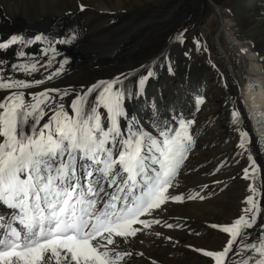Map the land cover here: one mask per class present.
Here are the masks:
<instances>
[{
	"label": "bare ground",
	"instance_id": "1",
	"mask_svg": "<svg viewBox=\"0 0 264 264\" xmlns=\"http://www.w3.org/2000/svg\"><path fill=\"white\" fill-rule=\"evenodd\" d=\"M62 1L67 2L68 7H59L58 0H0V40L17 34L23 36L25 41H33L31 44L18 43L0 50V60L6 62L0 65L4 69L0 77L27 82L42 81L40 84H31L27 89H20L25 93L26 104L34 102L32 94L42 93L45 89L68 92L67 95L50 92L54 100L42 105L46 115L41 119V125L51 115L52 103L63 104L64 110L71 114L70 106L76 95L82 94L98 81H111L120 77L122 83L115 87L135 92L140 76L146 75L149 67L154 75L146 81L139 97L125 102L127 117L121 119V127L126 128L127 121L135 117L145 130L154 132L150 119L154 113L161 121H168L170 126H174L173 118L176 124L181 118L194 120L190 127L194 143L174 181L176 188L170 189L172 195L183 193L185 199L169 201L154 216L148 217L149 220L158 219L161 223L151 224L146 229L139 226L142 231L135 237H129L127 241L118 240L119 250L131 253L125 257V264H206L203 256L186 249L187 243L216 246L223 241L219 247L226 243V236L220 240L218 233L210 230L203 221L205 215L215 213L213 209L223 204L224 199L231 198L233 203L239 205L242 195L246 190L249 191L238 186V174L242 171L234 173L231 167L233 163L241 162L233 147V142L241 139L237 126L232 124L234 109L240 112L242 118L238 127L248 132L250 138V142L242 149L246 158L242 160L247 165L252 162L257 172L256 176L255 172L252 179L245 181V185L252 184L258 190L255 199L261 212L257 214L258 223L250 230L251 239H255L261 230L259 224H264V142L259 139L264 136V48L261 46L264 40V0H245L244 3L250 4L246 9V18L241 15L243 12L231 11L232 4L228 0H224V3L218 0H197L198 4L190 10L191 16L204 22L197 28V51L175 39L177 33H183V42L188 40L186 33L178 27L183 20L180 14L174 16V20L168 19L169 16H161L158 20V16L146 14V7L120 11L117 8L119 5L115 8L108 6L105 0H83L81 5H86L87 9L79 12L75 8L80 4L75 6L73 3L71 7V1L74 0ZM111 1L119 3L120 0ZM152 2H155L156 8L148 10L156 13L165 5L166 0H150L147 7L152 6ZM204 6L208 8L205 16L204 9L201 10ZM234 9L240 11L237 6ZM108 13H113V22L106 19L110 15ZM89 14H98L103 20L97 24L83 20L73 22L74 27H69V31L74 28L77 33L74 34L75 38L67 43L61 42L68 40L66 37L70 33L65 31L64 23L72 16ZM248 18L255 20L254 33L244 29L243 21ZM166 20L172 23L168 27L171 38L155 53L152 49L157 40L141 37L150 24L158 25ZM85 24L90 30L82 35L75 29V25L82 29ZM38 34L46 39L36 41L34 37ZM261 35L263 37L255 38ZM242 48L246 51L241 52ZM17 51H23L25 56L18 57ZM146 53L149 54L143 57ZM72 56L73 62L68 63V58ZM165 56L167 59H164ZM13 63L35 64V70H13ZM9 95L8 90L0 89V102ZM95 96L96 93L90 94L88 100L95 101ZM197 97L203 98L199 105L196 104ZM226 115H230V119ZM25 130L29 131L30 125ZM233 151L235 158L231 164ZM217 154L218 159L215 158ZM249 155L252 161L248 162ZM222 159L226 162L221 164L217 172L232 173L231 177L234 178L229 185L227 181L219 185L213 177L203 176L206 171L210 173L215 162L220 163ZM207 166H210L208 170ZM185 177L188 182L193 179L192 182L179 186ZM197 193L204 198H186ZM13 214L6 205L0 204V216L8 218L5 225L11 222ZM165 224L173 227L168 228ZM13 226L19 227L18 222ZM251 239L247 242H251ZM237 244L242 247L239 240ZM251 254L246 252L240 255L230 251L225 258L226 264H238ZM212 262L210 260L209 264Z\"/></svg>",
	"mask_w": 264,
	"mask_h": 264
},
{
	"label": "snow or ice",
	"instance_id": "2",
	"mask_svg": "<svg viewBox=\"0 0 264 264\" xmlns=\"http://www.w3.org/2000/svg\"><path fill=\"white\" fill-rule=\"evenodd\" d=\"M34 39L46 37L38 34ZM175 39L183 43V33ZM32 42L13 34L0 40V50ZM16 55L25 53L17 51ZM5 63L0 60V65ZM11 67L35 70V64L13 63ZM153 75L149 67L135 92L115 87L122 83L120 77L98 81L76 95L71 114L63 104L52 103L51 115L42 125L46 115L42 105L54 100L50 92L67 95V90L45 89L32 94L34 102L26 104L20 89L42 81L0 77V89L10 92L0 102V202L14 213L6 225L8 218L0 216V264H125L131 253L120 251L118 240L135 237L142 231L139 226L146 229L161 223L148 217L169 201L185 199L183 193L172 195L170 189L194 143L190 132L194 120L181 118L176 124L173 118L174 126H170L154 113L150 118L154 132L145 130L135 117L126 128L121 127V119L127 117L125 102L139 97ZM92 93H96L95 101L88 100ZM202 102L197 97L196 104ZM232 122L241 138L238 147L245 148L250 138L238 127L242 123L238 110H233ZM259 139L264 142V136ZM248 158L252 161L251 155ZM252 171L255 174L256 168ZM244 174L247 178L248 169ZM249 190L240 216L228 224L212 225L227 235L222 250L195 249L215 264H226L230 251L252 253L238 264H264V224L259 225L255 239L250 231L261 212L255 199L257 189L249 184ZM186 198L204 197L197 193ZM17 222L19 227L13 226Z\"/></svg>",
	"mask_w": 264,
	"mask_h": 264
},
{
	"label": "rangeland",
	"instance_id": "3",
	"mask_svg": "<svg viewBox=\"0 0 264 264\" xmlns=\"http://www.w3.org/2000/svg\"><path fill=\"white\" fill-rule=\"evenodd\" d=\"M82 1L83 0H74V2L71 1V7H72L73 3H75V6H77L78 4L81 5ZM149 1L150 0H120L119 3H116L115 1L113 3V1H111V0H105V2H108V6H114V8H115V6L119 5V6H117V8L120 11H124V10L127 11V10H130V9L133 10V9H136L137 7H141V8H145L146 7V9H145V10H147L146 14H154V15L158 16V20H159V18L161 16H169L168 19H173V17L176 16L177 14L182 15L183 16V20H182V23L179 22L178 27L180 29L179 28L178 29L181 32H184V34L186 33V36L188 37L187 38L188 40H185L183 42V45H188V46L194 47V49L197 51L198 50V47L196 45V41H197L196 38L198 37L197 28H198V25L202 26L203 23H204L202 19H196L195 17L190 15L191 7H193L195 4L196 5L198 4L197 0H166L165 5L162 6V8H159L158 9L159 11L156 12V13L150 12L148 10L150 8H156L155 2H152L153 3V4H151L152 6L147 7L148 6L147 4L149 3ZM218 1L224 3L226 0L225 1L224 0H218ZM228 1L232 4V7L230 8L231 11L243 12V13H241V15H243L246 18V15H247L246 9L248 7H250V4L248 5L247 3H244L245 0H228ZM80 5H78L77 8H75L76 11L78 10L79 12H83V10L87 9L86 5H84L83 10H81ZM58 6L59 7H63V6L64 7H68V3L64 2L62 0H58ZM235 6L239 7L240 11H238V9H234ZM201 10L205 11L203 13V15L205 16L207 14L208 8H207V6H204V7H201ZM108 14H110V15L106 19L107 20H112L110 22H113L115 20L113 13H108ZM123 14H125V12ZM262 16L264 17V12H263ZM71 19L68 20L70 22L67 21L68 23L67 22L64 23L65 31L66 32H70L69 35L66 38L72 37L74 34H77L76 32H74V28H71V31H69V29H70L69 27H71V26L74 27V23L73 22H76L77 20H81V21L83 20L84 22L85 21L89 22V23L90 22H94V24H97V23H99L100 21L103 20V17H100L98 14H89V15H86V16H75V17L72 16ZM254 21L255 20L252 19V18L245 19L243 21L244 29L245 30L246 29L247 30H251L254 33V29H253ZM169 22H170V20H166L165 22L159 23L158 25H156L157 23L150 24L149 28L145 29V31L143 32V35H142L141 39L148 38V39H152V40H157V42L155 44V47L152 49L153 51H155V53L159 52L164 47L165 43L169 40V38H171V33H170V31H168V27H170V25L172 23H169ZM50 24H52V23H50ZM75 29L82 35H86L87 32L90 30L86 26V24H85V26L82 29H78V27L75 25ZM31 32L33 33L34 30L31 29ZM260 37H263V36L261 35V36L255 37V38L258 39ZM261 46L264 48V40L261 41ZM148 54L149 53L144 54L143 57L148 55ZM73 60H74V56L68 58V63L71 62V61L73 62ZM224 102H226V98H224ZM226 117H229V119H230V115H226ZM224 118H225V115H224ZM232 124H233V122H232ZM228 135H229V133H228ZM232 139H233V137H231V140ZM239 142L240 141L233 142L234 143L233 147H234V149L236 148L235 149V151H236L235 154L239 157L241 162H238V163L235 162V163L232 164V159L235 158V156L232 155V154H234V151L231 152L230 161H231V164H232L231 167L233 166L232 170L235 171L234 173L238 174L237 171H242V173L239 172V174H238V176H239L238 180L240 181L238 186H240V187L243 186L244 189L246 190V189H249V184L246 183V185H245V181L247 182V181H249V179H252V177H254L252 169H253V167L255 165L252 166V164H251L252 162L249 165H247V163L243 162L242 159L246 160V158H245V153H243L244 150H242L243 148L238 147ZM221 145H222V143H221ZM211 147H209V148H211ZM212 153H214V152H212ZM248 154L249 153H247V155ZM215 158L218 159V154L216 155ZM223 159L221 160L220 163L219 162H215V164H214L215 166H214V168L212 169V171L210 173H207V171H206V173H204L205 175H203V174L202 175L205 176V177H213L215 179L214 181L216 183H218L219 185L223 184L222 183L223 181H227V185H229V182L231 181V179L233 180V178H234V176H233V178L231 177L232 173L228 174L225 171L221 172V173L217 172L218 169L220 168L221 164L226 162ZM248 162H249V159H248ZM241 166H242V168H241ZM209 167L210 166H207L206 170H208ZM255 168H256V166H255ZM245 169H248V177L247 178H245V174H244V170ZM207 174H208V176H206ZM256 175H257V172H256L255 176ZM192 180L188 182L187 177H185L184 179H182V181H180L179 186L188 185V184H190L192 182ZM222 190H223V188H221V191ZM257 192H258V190H257ZM250 194H251L250 190L249 191L246 190L245 193L242 195L240 201H239V205L237 203H233V201H231V198L224 199V203L223 204H221V205H219V206H217V207H215L213 209V211H215L214 214L205 215V220L203 222L205 223V225L208 228H210V230L212 229L213 231L218 233L217 235L220 237V240H222L225 236L227 237V235L225 233H223L222 231H220V229L218 227L217 228H213L212 225H224V224H228V223H231L232 221H234L238 216H240L242 214V210H244L247 207L246 201H244V200H245V197L250 195ZM229 200H230V202H229ZM241 201L244 202V203H242ZM211 219H212V221H211ZM259 225H261V224H259ZM220 232H222V234L219 235ZM222 242L219 243V244H216V246H208V245H203V244H201L199 246H195V245H191V244L187 243L186 249L192 250V252H194L195 254H199V255L203 256L202 258L207 261L206 264H209V261L211 260V262H212L213 260L211 258L209 259L208 257H205L203 254H201L202 252H198L195 249H205V250L219 251V250H222V248H223V246L225 244L224 243L221 247H219L222 244ZM236 260H238V259H236ZM213 262L211 264H215V262L214 263Z\"/></svg>",
	"mask_w": 264,
	"mask_h": 264
}]
</instances>
